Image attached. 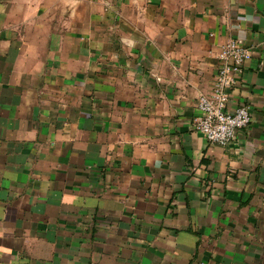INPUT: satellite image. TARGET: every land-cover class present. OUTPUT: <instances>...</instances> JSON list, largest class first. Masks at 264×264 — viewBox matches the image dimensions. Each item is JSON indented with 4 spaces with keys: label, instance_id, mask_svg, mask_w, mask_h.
Masks as SVG:
<instances>
[{
    "label": "crops",
    "instance_id": "0c3cea01",
    "mask_svg": "<svg viewBox=\"0 0 264 264\" xmlns=\"http://www.w3.org/2000/svg\"><path fill=\"white\" fill-rule=\"evenodd\" d=\"M0 264H264V0H0Z\"/></svg>",
    "mask_w": 264,
    "mask_h": 264
},
{
    "label": "built area",
    "instance_id": "2783aa9c",
    "mask_svg": "<svg viewBox=\"0 0 264 264\" xmlns=\"http://www.w3.org/2000/svg\"><path fill=\"white\" fill-rule=\"evenodd\" d=\"M253 58L250 48L237 39H230L219 54L220 68L210 94L198 99L199 116L195 129L210 144L228 147L239 130L250 126L252 118L247 107L230 109L231 92L240 84L245 63Z\"/></svg>",
    "mask_w": 264,
    "mask_h": 264
}]
</instances>
